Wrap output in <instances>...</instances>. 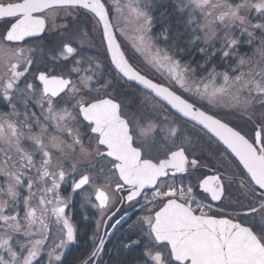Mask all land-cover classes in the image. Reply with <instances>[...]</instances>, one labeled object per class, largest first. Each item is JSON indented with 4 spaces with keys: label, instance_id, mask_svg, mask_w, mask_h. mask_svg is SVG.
<instances>
[{
    "label": "snow or ice",
    "instance_id": "6c2138e0",
    "mask_svg": "<svg viewBox=\"0 0 264 264\" xmlns=\"http://www.w3.org/2000/svg\"><path fill=\"white\" fill-rule=\"evenodd\" d=\"M158 4L0 0V264H106L120 229L133 264H264V0H174L175 32ZM41 34L66 71L32 70ZM65 182L98 215L75 256Z\"/></svg>",
    "mask_w": 264,
    "mask_h": 264
},
{
    "label": "flooded vegetation",
    "instance_id": "af4514ba",
    "mask_svg": "<svg viewBox=\"0 0 264 264\" xmlns=\"http://www.w3.org/2000/svg\"><path fill=\"white\" fill-rule=\"evenodd\" d=\"M154 35H156V34H154ZM45 36L46 35L42 34L40 37L26 38V42L22 45L24 47H29V48H30V46H32V48L36 49V54L34 57L35 64H34L32 70L34 72L43 71V70H54L56 73H61V72L66 71V69L69 67L70 64H66L65 62L59 61V60L54 61L53 59H51L52 53H54L53 52V45H54L53 39L54 38L52 36L49 40H43ZM131 62L133 63L134 67H136L138 70H140L143 74H145L147 72L146 74H149V76L151 75V77H154L157 81L162 82L160 76L153 74L155 71L154 69L150 68L149 70H144V69H141L139 66L137 67L135 62H133V61H131ZM121 84L123 85L122 87L124 89L123 88L121 89V85H120V88L118 90V94L122 98H127V99L135 98V94L133 92L129 91V89L132 88V89L137 90L136 84H134V83H123V82H121ZM125 87H126V89H125ZM0 111H8L6 104L3 102H0ZM153 153L155 155L158 154L156 152H153ZM205 161H207V160H205ZM207 162H209L208 164H211V161H207ZM196 175H201V172H196ZM180 178H186L188 180V178H192V177H190V176H182L181 177L180 175H178V179H180ZM61 194L64 196H70L71 195L72 198L74 196V198L72 199V202L70 203L68 214H69V212L71 213L72 222L77 227L78 233H79V228L81 226L85 227L84 230H86L88 228V233L90 234L89 238H91L94 234V229L96 227V225L94 223V221L96 219L89 209L90 206H85L84 208H81V204L83 203V201L78 200V197H77L78 195H74L71 193V188H70L69 182H65L62 185ZM134 211H135V215H133L132 219H136V216L141 214L138 207ZM92 215H93V217H92ZM129 223H131V221H129ZM124 228H127V225H124ZM123 232H124L123 229H120L119 231H117L115 233L116 237H119L121 234H123ZM79 238L80 237L78 235L77 241H79ZM134 240H137V239L135 238ZM72 246L73 245H71L70 247H72Z\"/></svg>",
    "mask_w": 264,
    "mask_h": 264
},
{
    "label": "trees",
    "instance_id": "16d2710c",
    "mask_svg": "<svg viewBox=\"0 0 264 264\" xmlns=\"http://www.w3.org/2000/svg\"><path fill=\"white\" fill-rule=\"evenodd\" d=\"M169 2H164L162 5H159L153 12V14H158L162 11L163 9H167L168 13L170 15L167 16V19L165 20V23L171 26V29L173 32L177 30L179 27V23L182 19V17L176 13L173 10V7L168 4ZM161 29L160 23L156 26L154 29V32L159 31ZM182 31V29H181ZM169 43H173L172 40H170ZM180 46H183V40L180 42ZM242 51H250V48L245 47L242 49ZM185 59H195V60H201V56L199 53H197L195 50H191V54L189 55L188 53L185 54ZM85 227H80L79 228V241L74 244L71 249H72V256L79 255L81 253H85L91 249L93 246L91 243V239L89 238V233H88V228L84 230ZM143 234L141 235H133L131 239H137L140 240V246H132L130 249H125L120 247V243L127 244L129 243V240L126 236V234H121L119 237H116V235H113L111 237L110 242L106 245V255H104V261L106 264H121V262H125V264H133L134 260L138 257H140V253L142 251V246L144 244L149 243L148 241H144L142 239ZM71 258V257H70Z\"/></svg>",
    "mask_w": 264,
    "mask_h": 264
},
{
    "label": "rangeland",
    "instance_id": "374dc122",
    "mask_svg": "<svg viewBox=\"0 0 264 264\" xmlns=\"http://www.w3.org/2000/svg\"><path fill=\"white\" fill-rule=\"evenodd\" d=\"M164 2H169L168 4L169 5H171V7H172V5H173V3H174V0H159V4H158V6L159 5H162ZM157 6V7H158ZM163 10H165V9H163ZM159 14L160 13H158V14H154L155 16H159ZM159 23V22H158ZM158 23H157V25H158ZM156 25V26H157ZM156 28V27H155ZM154 28V29H155ZM162 31L161 30H159V31H156L155 33H154V30H153V33L154 34H156V35H158V34H160ZM52 36L51 35H46L45 37H44V39L43 40H49L50 38H51ZM54 39V44H56V45H58L59 44V38H57V37H53ZM86 39V44L89 46V47H91V46H93V45H95L97 48H99L100 46H99V44H98V42H97V39H95V38H92V37H87V38H85ZM42 40V41H43ZM170 42V40L168 41V43ZM158 43H160V45L161 46H164V40H163V36H161L160 37V39H159V41H158ZM75 46V45H74ZM30 48H32V46H30ZM86 51H87V54H89V55H96L97 53L96 52H94V51H90V50H88V48H86L85 49ZM250 51H251V49H250ZM54 52V51H53ZM56 53L54 52V53H52V56H54ZM126 54L127 55H129L130 57H131V61H133V62H135V64L137 65V67L139 66L141 69H144V70H149L151 67L147 64V62L146 61H144L143 60V58L141 57V55L139 54V53H134L133 51H132V49H131V43L130 42H128V48L126 49ZM58 61V60H57ZM69 67H70V65H69ZM147 73V72H146ZM153 74H155V75H157V76H160L159 75V73L158 72H155L154 71V73ZM149 75V74H148ZM150 77H151V75H150ZM123 85L121 84V89L123 88L122 87ZM124 89V88H123ZM125 89H126V87H125ZM129 91H131V92H133L134 94H135V96L136 95H138V90H136V89H132V88H130L129 89ZM226 119H228L229 117H225ZM152 155H155L154 153H152ZM204 163H209V162H207V161H203ZM180 179H185V180H187L186 178H180ZM188 180H192V178H188ZM194 182V181H193ZM78 197V200H81V198H80V195H78L77 196ZM73 198H74V196H73ZM72 198V199H73ZM71 202H72V200H71ZM90 206V205H89ZM89 209H90V211L92 212V214L94 215V217H95V219H97L98 218V215H97V210L96 209H94V208H92L91 206L89 207ZM69 215H70V217H71V213L69 212ZM93 215H92V217H93ZM86 218V217H85ZM93 219V218H92ZM123 234H124V232H123ZM134 240V239H133ZM144 241H147V240H145L144 239ZM149 242V241H148Z\"/></svg>",
    "mask_w": 264,
    "mask_h": 264
},
{
    "label": "water",
    "instance_id": "95a60500",
    "mask_svg": "<svg viewBox=\"0 0 264 264\" xmlns=\"http://www.w3.org/2000/svg\"><path fill=\"white\" fill-rule=\"evenodd\" d=\"M42 35V34H41ZM134 66V65H133ZM143 74V73H142ZM132 83H134L135 84V82H132ZM179 175V174H178Z\"/></svg>",
    "mask_w": 264,
    "mask_h": 264
}]
</instances>
